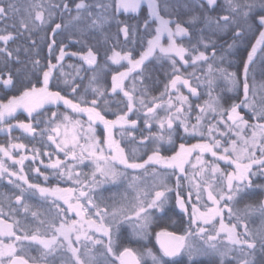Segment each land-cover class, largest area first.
I'll return each mask as SVG.
<instances>
[{
    "label": "snow or ice",
    "instance_id": "1",
    "mask_svg": "<svg viewBox=\"0 0 264 264\" xmlns=\"http://www.w3.org/2000/svg\"><path fill=\"white\" fill-rule=\"evenodd\" d=\"M142 5H146L148 9L147 18L143 20L142 25L129 24L126 20L117 18L121 12L138 13ZM170 7L168 0H92V2L89 0H34L30 10H26L27 14L19 19L16 32L7 31V28L0 29V59L4 64V68L0 69V84L4 88L15 87L10 65L13 61L16 64L21 63L19 56L21 47L12 49L9 43L20 36L28 42L23 46V52L31 54L29 62L33 69L42 72L39 87L35 83H31V86L25 85L19 95H13L6 102H0V131H7L10 136L13 128H19L34 139L37 135L41 139L46 135L47 141L55 145L57 153H64L65 160L70 158L76 164H83L85 160L90 159L95 165L90 176L80 172L74 174L75 165H66L64 161L57 158L45 167L52 169L53 175H58L59 179L71 181L74 187H45L29 181L24 169V162L29 157L21 155L17 159L13 155V150L32 151L33 160L40 159L41 155L51 157V153L48 151L41 153L39 148L28 149L25 144L12 143L11 136L7 146L0 144V154L12 161L14 165L20 166L19 171H14L6 166L3 159H0V177L6 174L8 183L19 189V194L14 196L15 204L22 206L23 212L27 214L31 209L25 203V195L39 193L40 197L49 201L55 209V216L51 220L40 219L41 213L31 211L33 219L39 222V226L33 228L29 223L15 219L18 208L12 206L11 198L4 196L0 199V264H48L49 256L64 251L69 255L63 260V264H99L94 253V249L98 247L103 249L99 255L105 258V264H147V260H150L151 264H168L165 258L171 259L181 255H186L189 264H192L198 256L209 254L219 256V264H227V258L230 255L237 264H253L254 252L258 245L264 253V200H261L259 204H245L243 210L235 208L239 199L249 195L248 189L259 188L264 191V184H256L253 180V177L257 175L264 176V97L257 100L255 86L248 82L249 69L258 46H261V51H264V0H224L223 4H220L219 0H191V4L183 5L191 13L186 20L173 18L172 12L169 11ZM162 10L168 18L161 14ZM19 12L20 9L13 3H8L7 6L0 5V21H6L10 14ZM57 14L61 22H56ZM112 21L118 29L115 35L116 44H113L111 49L105 50V60L120 67H123L122 62H126L129 67L124 71L113 70L111 88L108 89L98 83L96 70L100 67L98 59L100 52L96 47L88 44L86 37L91 32H103L105 25ZM153 22H155L154 32ZM12 27L15 28L16 25L13 24ZM47 27H50L51 35L47 43L49 61L44 70L39 53L36 51V40L33 34ZM72 28L78 35H73L70 31ZM246 29L258 31L259 34L251 50L248 51L247 59L243 61V98L239 102L234 100L230 106L225 107L221 103V97L213 94L215 80L222 77L230 86L228 91L238 89L241 82L236 72H228L215 63L217 61L222 63L224 60L223 55L217 54L218 37L219 34H231V43L227 44L230 50L243 38ZM62 31H68L69 41L82 47L77 51L68 52L67 45L61 42L58 54L55 55L56 63H52L51 57L56 53L57 48L56 37ZM194 31L197 36L195 42H192ZM143 33L148 35L147 46L141 51L139 58L134 57L133 48L117 50L121 35L125 44L131 41L134 45L138 37L143 44L145 38ZM164 37L167 38V45L162 43ZM177 37H186L189 43H178ZM109 39L110 37L105 34L104 43L107 44ZM157 52L170 60L172 73L160 95L153 96L151 103H147L143 95L140 97L135 95V84L129 90L125 81L137 70H139L137 78H141L145 61ZM66 56L78 57L83 61L82 65L76 66L77 77L81 72H92L89 79L91 99L87 96L88 89L80 93V85L76 82V77L68 79L63 72L61 77L65 78L62 84L64 89L70 90V95L62 94L63 90L59 89V86H57L58 90H51L50 83L55 78L54 70L58 66L62 67L61 62ZM176 58L179 59L180 64L192 66L194 71L187 75L181 73ZM200 65H207V69L201 76H196L195 68ZM70 67L73 66L70 65ZM104 68L108 69L107 63ZM16 71L19 72L20 69L17 68ZM193 78L200 83L193 84ZM201 84L208 85L209 98L203 104L196 105L198 114L195 117V123L189 126L193 106L189 96L181 91V87L187 88L192 96L199 99L198 88ZM261 91H264V84L261 85ZM109 93L112 96L122 93L127 99V110L122 108L117 110L114 113L115 119H107L104 114L106 110H111ZM165 95L168 96L167 116L161 118L157 110L163 107ZM60 102L75 116L68 112L61 114L53 111L50 118L45 116V126L38 131V126L41 124L38 118L39 110L45 104L57 105ZM117 103L122 102L117 101ZM101 104L105 107L101 108ZM241 108L251 113V120L255 123H251L245 115L241 114L239 111ZM18 110H23L27 114V122L17 120L15 124H12L10 118L14 119ZM141 110H143L144 127L149 134L141 135L138 146L146 147V142L149 141H167L172 144V134L177 126L183 128L185 134L199 136L201 142L191 145L180 143L179 150L170 156L162 155L158 144L147 159L138 161L137 147L132 148L131 154L127 153L120 142L113 138V130L119 127L122 130L121 135L126 133L131 137V142H136L134 130L138 128L140 119L138 113ZM61 115L63 119L59 120ZM81 115L87 116L86 133L83 128L84 121L79 118ZM133 116L136 118L133 119ZM153 121L161 130L159 134L151 131ZM205 121H207L206 132ZM97 124L103 125V139L96 134L95 125ZM221 125L223 128L220 127ZM165 127L168 132L167 137L163 134ZM61 128L64 129L63 135ZM249 129L250 136L247 135ZM232 136L236 139H232ZM204 154H210L214 158L208 167L213 180H216L217 174L221 178L218 187L203 180L204 165L207 163L203 159ZM193 156L196 159L195 164L192 163ZM219 161L234 166V170L222 169ZM116 165H122L126 169L143 170L145 175H148V167L153 165H158L165 170L171 169V174L176 175L177 205L185 214L188 213L186 205H192L189 231L185 235H176L167 231L156 233V241L160 248L159 255L149 247L140 251L124 246L121 250L117 232L120 224L127 223L137 240H144L150 235L152 215L149 210H162L167 200L166 193L172 191L166 182L167 172L158 186L159 190L154 191L151 199L147 198V192L144 199L138 196L137 204L133 206L131 214H127L123 206H113L111 211L108 210L107 205L101 207L90 195L91 191L100 184L107 180L114 181L117 177L124 175L117 170ZM187 165H191L193 169H196L197 165L201 167L199 171L188 175ZM254 167L257 171H253ZM34 171L43 175L45 181L48 180V176L41 173L39 168H35ZM152 173L161 175L155 167L152 168ZM97 174L101 179H97ZM181 177L188 181L187 199L182 195ZM195 177H201V180L198 181ZM133 179L136 180L138 177ZM153 187L155 189L157 186ZM205 194L212 206L205 204L206 210L201 211L199 205ZM193 196H195V202H193ZM59 201H63L67 207H62ZM83 201H87V204ZM5 202H7V211H5ZM93 209H95L94 217ZM225 210L229 219L227 224L224 220ZM71 213H75L77 219H72ZM257 213L262 223L260 227L253 230L249 227L248 218ZM217 218H219V228L215 226ZM57 219L60 221L58 226ZM205 225H211L215 229V235H212ZM192 227L196 228L194 233L191 231ZM241 228L243 231L239 230ZM222 233L227 240L226 251H220L215 243ZM193 235L207 236L206 249L197 248L189 242L188 237ZM82 240L85 242L82 245L83 254H81ZM33 245H39L43 249L39 257L29 255Z\"/></svg>",
    "mask_w": 264,
    "mask_h": 264
},
{
    "label": "trees",
    "instance_id": "2",
    "mask_svg": "<svg viewBox=\"0 0 264 264\" xmlns=\"http://www.w3.org/2000/svg\"><path fill=\"white\" fill-rule=\"evenodd\" d=\"M34 0H0V5L7 6L8 3L15 4L16 7L20 9V12L18 14H10L9 18L6 21H0V29L7 28V31L16 32L19 27V19L23 16H25L26 10H30V5L33 3ZM89 2H92V0H89ZM224 0H219L220 4H223ZM168 3L170 4L169 11L172 12L173 18H177L180 20H186L187 17L191 14L189 10L185 9L183 7L184 3L191 4V0H168ZM148 9L146 5H142L138 13H123L121 12L120 15L117 17L120 20H126L129 24H136L139 23L140 25L143 24V20L147 18ZM162 15H165V18H168L167 14L162 10ZM67 17H65L66 19ZM56 22H61V18L59 14L56 16ZM15 24L16 27L13 28L12 25ZM155 29V22L152 24V30ZM70 31L73 33L74 36L78 35L76 30L74 28L70 29ZM118 29L114 21L108 23L105 25L103 32H91L87 35V42L90 45H93L98 49L100 52V56L98 57L100 62V67L96 70L97 73L100 74L98 83L107 87L108 89L111 88L110 84V78L113 74L112 64L111 61H106L104 57L105 50L111 49L113 44H116L115 35L117 34ZM105 34L110 37L109 42L107 44L104 43V37ZM206 35L208 33H205ZM258 31H248L245 30L243 38L236 42L234 47L232 49L227 48V44L231 43L230 39V33L228 34H219L218 37V44H217V54L223 55L224 60L222 63L219 61L215 62L220 67H225V69L228 72H236L238 75V78L241 82L240 87L238 89H234L233 91H228V88L230 87L228 83L220 78V80H215V83L213 85L214 93L221 96V103L225 105V107H228L232 101L239 102L240 99L243 98V61L247 59L248 51L251 50L252 44L255 43L256 38L258 36ZM51 35L50 27H47L46 29L34 33V39L36 40V51L39 53V58L41 59L42 65L44 66V70H46L48 61H49V53L47 49V43L49 40V37ZM69 32L68 31H62L59 35H57V48L56 53L52 55L51 60L52 63H56L55 55L58 54L59 51V45L61 42H63L65 45H67L66 51L73 52L77 51L82 47V45L75 44L68 39ZM144 35V41L143 44L141 43L139 37L136 40V43L133 45L131 41H129L127 44H125L123 36L121 35L119 37L120 43L117 45V50L120 49V47H123L124 49L127 48H133V55H138L141 51H143L144 47L147 45V33H143ZM197 33L193 32V40L192 42H195ZM43 38V39H42ZM178 43H185L188 44V38H179L177 37ZM28 42L25 40L23 36L18 37L16 40L11 41L9 43V47L12 49H15L16 47L20 46L21 51L19 53L21 63L16 64L14 61L10 65L13 76H14V82L15 87H9L4 88L2 84H0V102H6V100L13 96V95H19L20 92L23 90L25 85L31 86V83H35L37 87L40 86V81L42 80V72H37L33 69L32 64L30 61L31 54H25L23 52V46L27 45ZM110 54V52H109ZM210 54V50H209ZM257 60L253 61V63L250 66L249 69V75H248V82L250 85L255 86L256 90V99L259 100L260 97H264V91H261V85L264 84V51H261V48L257 52ZM178 61V67H180L181 73L186 75L187 70H193L194 68L192 66L187 67V70L184 69V65H180L179 59L176 58ZM153 63L156 62V60L151 61ZM105 63L108 65V69L106 70L104 67ZM62 67H57L56 70H54V79L50 83L51 90L55 91L59 89H62V94L70 95V90L64 89V86L62 84L63 78L67 77L68 79H72L73 77H76V82L80 85V93H84L85 89H88L87 94L91 93V88L89 87V79L91 77V73L87 72H81L80 76H76L77 68L76 66L82 65L83 61H81L78 57L73 56H66L65 59L61 62ZM72 65L73 67H70ZM224 65V66H222ZM84 67H87V65H84ZM150 69V73L155 68H162L158 66H148ZM4 68V64L2 59H0V69ZM19 68L20 71L17 72L16 69ZM116 69L115 67H113ZM201 69L199 67L195 68V71H200ZM61 72L65 74V77H61ZM81 77H83L81 79ZM151 77V76H150ZM149 77V79H150ZM146 90L147 92H152V87L149 83H146ZM205 87L208 89V85L205 84ZM240 112L245 113L248 110L247 109H239ZM52 112L51 107L46 106L42 111H40L39 119L41 120V124L38 126L39 129L43 128L44 125V119L45 116L49 118V114ZM248 113V112H247ZM251 117V114L250 116ZM17 120H23L27 122V116H24V113L21 111H17L15 114V118H12V121L10 119V122L15 124ZM252 123H255L253 121ZM11 142L12 143H22L28 146V149H34L39 148L41 153L44 151H48L51 153V157L41 155L40 159H38L43 165L49 164L51 161H54L55 158H53L54 153L56 152L55 147L48 143L47 136L45 135L43 139L39 135L35 137V139L27 133V135H24L22 130L20 131L18 128H13L11 131ZM10 136L7 133H1L0 132V144L7 146L10 142ZM47 145V147H45ZM20 151V150H19ZM24 153L27 155H33L32 151H26L24 150ZM15 155V154H14ZM20 157V156H19ZM3 158V157H1ZM6 166H9L14 171H19L20 166L19 165H11L8 163L6 159H3ZM32 162H28L27 167V173L25 174L28 176V179L31 183H38L41 186H50L52 184V176L47 175L46 171H44V168H41L40 172L44 175L48 176V180L45 181L44 177H41V175L34 172L32 165ZM35 164V163H34ZM40 168V167H39ZM46 170V169H45ZM64 180V179H63ZM20 183L19 181H17ZM63 182V181H62ZM61 183V181L58 183V185ZM26 187V185L24 186ZM19 194V189H17L14 185L9 184L7 180V175L5 174L4 177H0V199H2L4 196H8L11 198V203L13 207L18 208V212L15 216V219H19L21 221H24L26 223H29L33 228L39 226L38 220H34L31 216V211H37L41 213L40 219L45 220H51L55 216V209L54 207L49 203V201L44 200L42 197H40L39 194H31L28 193L25 195V203H27L31 209L27 214L23 212L22 206H17L15 204L14 196ZM110 200L111 197H110ZM111 202H116L114 201ZM7 202H5V211H7ZM112 208H109V211H111ZM152 222L149 227V233L150 235L144 239V240H137L135 236L133 235L132 228L127 223H122L119 225V230L117 232V235L119 237V245L121 247V250L124 246H129L134 249L142 251L143 248L149 247L151 248L156 254H160V251L158 250L156 244H155V234L162 230H168L175 232L177 234H186L187 228H183V221L181 218V215L178 214L174 208L171 207H164L160 212H152ZM11 222V221H9ZM59 219L56 220L57 226H58ZM43 230V229H42ZM199 244V243H198ZM202 249H206L205 243H200L199 245ZM197 247V248H200ZM200 248V249H201ZM40 247L38 245H33L29 255L39 257L40 256ZM96 258L99 261V264H105V258L101 257L99 255V252L103 251V249H96L95 250ZM68 254L66 251L60 252L56 255V259L54 258L52 262H56L59 260L57 259L59 256ZM261 254H263L261 252ZM108 259H111V257H108ZM166 261H168V264H189L188 258L186 255L177 256L174 258H165ZM48 259V264H53ZM147 264H151L150 260H147ZM192 264H219V256L216 255H200L197 258H195L192 261ZM227 264H229V260H227ZM258 264V263H257ZM262 264H264V261H262Z\"/></svg>",
    "mask_w": 264,
    "mask_h": 264
},
{
    "label": "flooded vegetation",
    "instance_id": "3",
    "mask_svg": "<svg viewBox=\"0 0 264 264\" xmlns=\"http://www.w3.org/2000/svg\"><path fill=\"white\" fill-rule=\"evenodd\" d=\"M154 32V31H153ZM147 46V45H146ZM145 46V47H146ZM144 47V48H145ZM124 49L123 47H120L119 50ZM141 53V52H140ZM140 53L136 56H134L135 58H139ZM156 55H158V57H160L159 59L156 57H150L147 61H145V65H143V74L141 78H137L139 76V70L133 72L132 74H130L131 78L132 76L134 78H132V83L135 84L136 89H139L138 91L140 92V90L142 91V93H136L135 95L137 97H140L143 95V98L145 99V101L147 103H151V98L153 96H159L160 93L164 90V85L165 83L168 82V80L171 78V73H172V67H171V62L170 60H168L166 57L161 56L158 52L156 53ZM163 58H165L163 60ZM152 60H156L155 63L151 64ZM123 63V67L117 66V65H113L112 66L115 67L116 69H114L112 67L113 70L116 71H124L126 70L129 66L127 65L126 62H122ZM150 65H154V66H158L159 67H163L162 68H155L152 73H150L149 71V67ZM104 67V66H102ZM187 67L189 66H184L183 68L187 70ZM194 71V69L192 70H187L186 71V75L188 73H192ZM196 76H201L202 75V70L200 71H195ZM92 75V72H90ZM98 78L100 76L99 73H97ZM151 76V77H150ZM150 77V79H149ZM130 79V77H129ZM129 79L126 80V83H129ZM112 83L111 78H110V84ZM146 83H149L152 87V92H147L146 90ZM193 84H198L200 83L199 81H197L195 78H193L192 80ZM207 88L205 87V84H201V86L198 88V91H200V97L199 99H197V97L192 96L190 93H185V89L181 88V91L183 92V94L188 95L189 96V100L193 106V111L191 112V117L192 119L189 122V126H191V124L195 123V117L198 114V109H196V105L197 104H203V102L205 100H207L208 94L206 93ZM214 95H218V94H214ZM88 99H91L92 94L88 93L87 94ZM221 97V96H220ZM173 98H175V93H173ZM109 99H110V109L111 110H106L105 111V115L107 119H115V115L114 113L119 110V109H123V110H127L126 109V104H127V99L123 96L122 93L116 95V96H112L109 93ZM117 101H121V104H118ZM158 103H161V101H157ZM167 102H168V96L165 95L163 97V107L159 108L157 110L159 117L161 118H165L167 116ZM231 104V103H230ZM229 104V106H230ZM61 104L59 105H55V107L57 108V110L59 112L65 113L66 111H63L61 109ZM105 106L103 104H101V108H104ZM137 107H139V104L137 103ZM54 109V107H53ZM248 112V111H247ZM245 112L242 113V115H245L246 119H249V121L252 123L253 121L251 120L250 116V112ZM69 114L75 116L74 113H71V110L69 109ZM140 119L138 122V128L136 130H134V134L137 137L136 142H131V137L127 136V134L125 133L124 135H121V129L119 127L115 128L114 131V139H116L117 141L120 142L121 146L125 148L126 152L131 154V150L133 147H137V160L138 161H142L144 159H147V156L151 154L152 150L157 147V145H160L161 148V154L162 155H173L175 151L179 150V145L180 143H185L186 145H191V144H195L198 142H201V139L199 136H195L192 134H185L183 131V128L180 127H176V131L172 134V144L167 143V141L165 142H146L147 146H143V145H139L138 146V142L139 139L141 137V135H148L149 132L147 129H145L144 127V122H143V110H141L138 113ZM82 121H84V132L86 133L88 124H87V116L86 115H81L79 117ZM133 119L136 118V116L132 117ZM226 119V117H225ZM61 120V119H59ZM59 122V121H58ZM215 121H213L214 123ZM207 121H205V132L207 131ZM221 128H223V125L220 126ZM96 128V134L103 139L104 136V129H103V125L101 124H97L95 125ZM250 130V129H249ZM151 131L154 133H160L161 130L159 129L158 124L153 121L152 123V128ZM251 131V130H250ZM24 135H27L26 132L22 131ZM163 134L167 137L168 132H167V128L165 127V130L163 132ZM231 135V134H229ZM232 139H235V136L231 137ZM49 144H51V142L48 141ZM52 145V144H51ZM55 147V145H53ZM56 150V147H55ZM105 152L107 153V149H105ZM77 153L79 154V152L77 151ZM21 155H26V153H24V150H21V153L19 154V156ZM18 155H16L15 157L18 159L19 158ZM0 154V159H6V157H3ZM195 157V156H193ZM191 157V159L193 158ZM54 161L59 158L61 161H64L66 165L68 164H72L75 165L76 170H74V174L76 172H80L83 174H87V175H91V173L94 171L95 169V165L89 160H85L83 164H76V162L72 161L70 158L68 160H65V156L64 153L60 152L57 153V151L54 153L53 155ZM203 159L207 162L206 166L208 167L209 164H211L213 162V157L210 154H207L203 156ZM9 164L13 165L12 161L7 160ZM28 162L24 163V165H27ZM219 165L222 169H226L227 171H233L234 170V166L232 165H226L223 161H219ZM191 165H187L186 167L188 168V175H192V173L194 172L193 170H191L190 168ZM155 167L157 172L160 173L161 175H153L152 173V168ZM47 168V167H46ZM116 168L119 172L124 173V175L119 176V180L117 181V183H108L109 181L107 180V182H104L102 184H100L98 187L94 188L90 195L92 196V198L101 205V207H104L105 205H107L108 210L109 207L112 206H116V207H121L123 206L124 209L129 208L132 205H136L137 204V197L145 194L146 192L148 193V199H151V196L154 195V191L155 190H159V185L162 179L165 178V172H167V177H166V182L168 183V186L172 188V191L167 192L166 193V197L167 200L165 202V204L163 205L164 207H171L174 208L175 211L181 215L182 218V223H183V228H188L189 227V212L191 211V204L186 205L187 209H188V213L185 214V212H183L180 207L177 205L176 203V175H172L171 172L172 170H165L163 168H161L158 165H153L148 167V175L144 174L143 170H132V169H126L124 168L122 165H116ZM209 172L203 175V180L204 181H208L210 183L215 184L217 187L220 185L221 182V178L219 177V175L217 174L216 180L212 179V173L210 171V168L208 167ZM45 171V169H43ZM27 167L25 169V172L27 173ZM253 171H257V169L254 167ZM48 173V172H46ZM49 175V173L47 174ZM134 177H138V179L134 180ZM58 178V175L57 177ZM97 179H99V175L97 174ZM196 180H201V177H195ZM8 180V177H7ZM59 180V178H58ZM253 180L256 184H264V176L261 175H257L255 177H253ZM203 182V181H201ZM59 183V181H58ZM58 183H55V185L60 186L62 185L63 182H61L59 185ZM181 183L183 185V188L181 189L182 191V195L184 196L185 199L188 198L187 196V190H188V181L185 180L183 177H181ZM73 185L71 181H69L68 186ZM131 185V186H130ZM154 185H156L157 187L154 189ZM44 186V185H43ZM66 186V185H65ZM247 192L249 193V195H245L243 197V199H239V202L235 204V208L238 210H243L245 204L248 203H252V204H259V202L261 200H264V191H261V189L259 188H253V189H248ZM145 196V195H143ZM110 197L112 200H110ZM114 199L116 200V202H111L114 201ZM193 202H195V196L192 197ZM125 201L128 202V206H125ZM204 202H209L207 201V195L205 194L203 197V201L200 203L199 206L204 207ZM85 204H87V201L83 202ZM210 203V202H209ZM133 207V206H132ZM113 208V207H112ZM95 212V209L92 210V212ZM160 212L161 210H150V212ZM75 217V216H74ZM224 220L225 223H229V219L227 216V211L225 210L224 213ZM60 222V221H59ZM58 222V225H59ZM262 223L261 217L259 216V214H255L251 217L248 218V224L249 227L253 230L257 229L258 227H260ZM210 230V229H209ZM240 231H243V229H239ZM162 231H167V232H172V231H168V230H162ZM175 233V232H174ZM177 234V233H176ZM156 235V234H155ZM178 235H182V234H178ZM219 241V240H217ZM227 244V243H226ZM236 255V253H235ZM231 256V255H230ZM262 261H264V253L261 254V250L259 245L257 246L255 252H254V260H253V264H262ZM229 264H237L236 260L231 259V257H229Z\"/></svg>",
    "mask_w": 264,
    "mask_h": 264
},
{
    "label": "rangeland",
    "instance_id": "4",
    "mask_svg": "<svg viewBox=\"0 0 264 264\" xmlns=\"http://www.w3.org/2000/svg\"><path fill=\"white\" fill-rule=\"evenodd\" d=\"M162 43L164 44V45H167V43H168V41H167V38L166 37H164V38H162ZM261 48V46H258V48H257V52H258V50ZM257 53H256V55L254 56V61H256L257 60ZM154 57H156V58H160V57H158V55H154ZM165 58H163V60H164ZM180 65H183V64H180ZM222 66H224V65H222ZM201 70H202V74H203V72H205L206 71V69H207V65H200V66H198ZM223 68H225V67H223ZM195 73H197V72H195ZM132 78H134L133 76H132ZM131 78V76H130V79H129V83L127 82L126 83V81H125V84H126V86H127V88L129 89V90H131L132 89V87H133V83H132V79ZM220 78H222V77H218V79L217 80H220ZM223 79V78H222ZM181 88H183V87H181ZM183 89H185V93H189L188 92V90H187V88H183ZM205 89V88H204ZM139 89H136V93H142V91L140 90V92L138 91ZM206 90V89H205ZM208 91H209V88L206 90V93L208 94ZM200 92V91H199ZM135 93V94H136ZM59 104H61L62 106H61V109L63 110V111H66V112H69V109H67L64 105H63V103L62 102H60ZM59 104H57V105H59ZM46 106H48V107H51V110H52V112L53 111H57V112H59L58 110H57V108L55 107V105H53V104H45L44 105V107L42 108V109H40L39 110V112L40 111H42ZM53 107H54V109H53ZM18 111H21V112H23V110H18ZM51 112V113H52ZM24 113V116H27V114L25 113V112H23ZM51 113L49 114V118L51 117ZM59 113H61V114H63L62 112H59ZM11 119V121H12V118H10ZM59 119H63V116L61 115L60 117H59ZM59 121V120H58ZM57 121V122H58ZM13 124V123H12ZM19 129V128H18ZM20 131L22 130V129H19ZM23 131V130H22ZM1 133H7L8 135H9V133L7 132V131H0ZM63 132H64V129L63 128H61V134L63 135ZM247 135H251V131L250 130H248L247 131ZM10 136H11V134H10ZM11 139H12V137H11ZM235 139H236V137H235ZM10 140V139H9ZM81 142H83V141H81ZM77 151L79 152V149H77ZM21 153V150L19 151V150H13V155L14 156H16V155H18L19 156V154ZM2 155V154H1ZM205 155H207V154H205ZM3 156V155H2ZM25 156H28L29 157V159H27V160H25V162L24 163H26V162H32L33 164L32 165H34V167H33V170L35 169V168H39L40 170H41V168H44V169H46L45 171L46 172H48L49 173V176H52L53 177V181H52V184L50 185V186H45V187H52V186H57V185H55V183H58V181L60 182H62L63 181V183H62V185H60L59 187H61V188H67V187H74V185H70V186H68V184H69V181H67L66 179H59L58 180V178H56L57 177V175H53V173H52V169H50V168H46L45 167V165H43L38 159L37 160H33L31 157V155H25ZM90 160V159H89ZM88 160V161H89ZM91 161V160H90ZM35 163V164H34ZM192 163L193 164H195L196 163V159H195V157H193L192 158ZM201 166L200 165H197V168L196 169H193L192 168V166H190V168H191V170H193L194 172L195 171H199V168H200ZM204 167H205V171H204V173L202 174V175H204V174H206V173H208L209 172V169H208V167L206 166V164L204 165ZM189 168V167H188ZM24 169H26V165H24ZM74 170H76V167H74ZM35 172V171H34ZM41 177H44L43 175H41ZM99 179H101L100 177H99ZM119 180V177H117V179L116 180H108L109 182V184L110 183H117V181ZM107 182V181H106ZM66 185V186H65ZM37 194H39V193H37ZM143 195H145V194H143ZM143 195H141L140 196V198L141 199H144L145 198V196H143ZM208 201V200H207ZM74 203H75V201H73ZM83 202H85V201H83ZM210 202V201H209ZM209 202H204V204H207V206H209V207H211L212 205H211V202L209 203ZM62 207H67L66 205H64L63 204V201H59L58 202ZM125 206L127 207L128 206V202L127 201H125ZM132 206H134V205H132ZM132 206H130L129 208H127V209H125L126 211H127V214H131V210H132ZM113 206L111 205L109 208H112ZM200 207V209H201V211H205L206 210V208L205 207H201V206H199ZM152 210H155V209H152ZM150 211V210H149ZM158 212V211H157ZM94 214H95V212L93 211L92 212V215H93V217H94ZM192 214V207H191V211L189 212V215H191ZM71 215V218L72 219H77V217L75 216V213H71L70 214ZM75 216V217H74ZM190 217V216H189ZM189 220V219H188ZM109 221H111V217H109ZM189 223H190V221H189ZM215 226H216V228H219V218H217L216 219V221H215ZM85 227H87V225H85ZM205 227L206 228H208V230H209V232L212 234V235H215V229L211 226V225H205ZM114 231H115V228H114ZM189 231V227L187 228V232ZM191 231L194 233L195 231H196V228L195 227H192V229H191ZM98 235V234H97ZM185 235V234H184ZM206 239H207V236H203V237H201V236H197V235H193V236H190V237H188V240H189V242L190 243H192L195 247H200V246H197V245H199L200 243H205V241H206ZM73 240H74V237H73ZM217 240H219V241H217ZM216 241H215V243L217 244V247L219 248V250L220 251H226L227 250V247H228V245L226 244L227 243V240H226V238H225V235L222 233L221 235H220V237H218V239H217ZM83 243H85L83 240L81 241V254H83V247H82V245H83ZM199 243V244H198ZM38 247H40L39 245H38ZM99 248V247H98ZM98 248H96V249H98ZM201 248V247H200ZM96 249H94V253L96 252L95 250ZM99 249H101V248H99ZM202 249V248H201ZM203 250V249H202ZM43 251V249L40 247V250H39V252L41 253ZM58 253H60V252H58ZM58 253H56V254H53V255H51V256H49L47 259H49L51 262H52V260L55 258L56 259V255L58 254ZM69 254H64V255H61V256H59L57 259H59L58 261H57V263L54 261V262H52L53 264H63V260L68 256ZM236 255H240L239 253H236ZM229 257H231V256H229ZM229 257L227 258V260H229Z\"/></svg>",
    "mask_w": 264,
    "mask_h": 264
},
{
    "label": "water",
    "instance_id": "5",
    "mask_svg": "<svg viewBox=\"0 0 264 264\" xmlns=\"http://www.w3.org/2000/svg\"><path fill=\"white\" fill-rule=\"evenodd\" d=\"M172 233H174V232H172ZM174 234H176V233H174ZM176 235H178V234H176ZM155 243H156V246L158 247V249L160 250L159 244L157 243L156 238H155Z\"/></svg>",
    "mask_w": 264,
    "mask_h": 264
}]
</instances>
